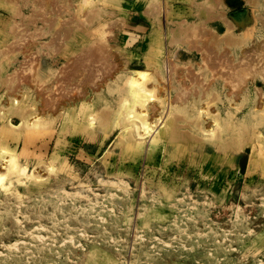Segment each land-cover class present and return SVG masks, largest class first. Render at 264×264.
<instances>
[{"label": "rangeland", "instance_id": "374dc122", "mask_svg": "<svg viewBox=\"0 0 264 264\" xmlns=\"http://www.w3.org/2000/svg\"><path fill=\"white\" fill-rule=\"evenodd\" d=\"M204 1L71 0L68 16L99 12L105 16L104 26L98 20L94 34L98 29L113 31L118 37V42L110 41L114 49L130 41L126 45L133 61L144 65L153 57L157 65L165 58L159 50L168 46L173 22L187 20L185 27L199 23L206 35L201 43L207 47L216 42V25L221 22H204L195 15V5ZM227 3L233 4L227 15L240 30L259 32L260 24L250 23L251 14H242L250 9L242 0ZM153 6L159 10L157 16L147 13ZM234 13L243 17L234 19ZM19 30L27 36V29ZM13 39L8 44L14 45ZM26 47L25 55L4 66L2 76L15 75L19 69L18 75L29 72L32 59H26L40 47ZM112 52L119 57L117 50ZM74 76L68 79L73 87ZM31 77L24 81L41 103L51 96L55 79L44 92L31 84ZM107 88L108 84L102 91ZM13 89L9 93L1 89L0 107L8 95L17 93L21 98L26 91L19 83ZM104 98L96 106L108 105L109 98ZM211 111L216 113L215 107ZM52 113L57 115L56 110ZM60 116L66 119L64 134L60 135L58 120H49L51 125L56 121V129L32 137L27 147L18 135L1 129L0 123V147L20 152L21 162L38 175L15 182L10 189L0 187V264H264V144L241 147L243 151L202 153L173 147L154 152L125 149L115 145L119 118L107 125L110 137L100 133L90 140L86 124L74 111ZM53 159L52 172L46 166ZM5 165L0 160L1 170Z\"/></svg>", "mask_w": 264, "mask_h": 264}, {"label": "bare ground", "instance_id": "6f19581e", "mask_svg": "<svg viewBox=\"0 0 264 264\" xmlns=\"http://www.w3.org/2000/svg\"><path fill=\"white\" fill-rule=\"evenodd\" d=\"M5 1L0 0V91H14L17 83L26 90L24 80L31 74V84L47 92L55 79L51 96L44 97L41 103L34 99L35 90L28 88L21 98L17 93L8 95V101L0 107L1 129L18 135L25 147L32 137H42L56 129L55 120L60 122L61 135L66 125L65 117L60 116L63 111H74L84 121L90 140L100 133L110 137L107 125L119 118L120 136L115 145L125 149L154 152L173 147L202 153L218 149L243 151L241 147L264 144V0H242L250 8L242 14H251V24H260L256 36L250 30H240L229 19L227 11L233 4L228 6L227 0H206L205 4L195 5V15L204 22H221V26L216 25V42L207 47L201 43L206 35L199 23L185 27L187 20L173 22L176 25L168 30V46L159 50L165 58L157 65L153 57L147 58L144 65L133 61L126 45L130 41L114 49L110 41L118 42V37L113 31L98 29L94 34V24L100 20L103 25L105 21L99 12L68 16L71 0ZM153 7L147 8L150 15L159 11ZM259 9L263 12L256 16ZM60 16L68 18L58 22ZM238 16L242 15L235 14L233 18ZM21 26L27 29V36L19 30ZM13 37L14 45L8 44ZM28 44L30 49L40 47L37 54L25 57L26 61L32 59L29 64L22 63H26L23 67L30 65L29 72L23 69V74L18 75L19 69L14 72L17 75L2 76L4 66L12 58L25 55ZM188 63L189 67L182 66ZM72 73L75 87L68 84ZM107 84V90L102 91ZM104 97L109 98L108 105L96 106ZM54 110L57 115L52 113ZM14 118L19 119L18 124L13 123ZM52 119L53 125L49 124ZM57 144L60 145L56 141ZM20 155L8 146L0 147V160L6 164L4 170L0 169V187L10 189L15 182L38 177L21 162ZM52 156L57 162L58 155ZM54 159L45 165L52 172Z\"/></svg>", "mask_w": 264, "mask_h": 264}]
</instances>
